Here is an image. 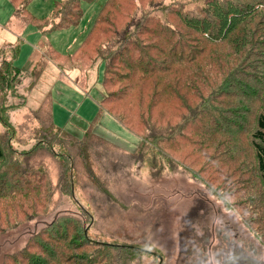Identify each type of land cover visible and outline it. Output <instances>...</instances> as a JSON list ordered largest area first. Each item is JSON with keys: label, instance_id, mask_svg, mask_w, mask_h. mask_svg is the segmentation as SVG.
I'll return each mask as SVG.
<instances>
[{"label": "rangeland", "instance_id": "obj_1", "mask_svg": "<svg viewBox=\"0 0 264 264\" xmlns=\"http://www.w3.org/2000/svg\"><path fill=\"white\" fill-rule=\"evenodd\" d=\"M106 1H83L77 23L53 29L59 23L53 18L58 0H31L29 13L45 21V30L41 31L35 22L17 19L9 0H0V72L6 60L13 61L16 57L18 46L19 55L13 64L25 69L22 76L12 77L10 89L0 91V106L8 110L4 116L17 128L10 140L8 128L1 121L4 112L1 110V149L8 152L4 141L18 153L34 147L37 140L33 132L39 126L35 111L47 93L53 95L54 123L60 130L82 140L89 126L96 123L97 135L101 138L76 161L71 178L74 197L66 180L62 181L64 187L60 186L64 155L59 149L55 150L57 158L41 151L35 159L39 172H32L28 178H19L13 169L17 165L13 160L22 162L24 156L10 158L9 168L7 164L4 168L11 173L0 170V264H100L95 260L98 253L91 245H126L143 251L133 254L135 257L129 264H224L231 248L254 253L264 261V187L255 168L252 144L264 99V25L260 23L264 22V16L244 18L248 5L253 7L248 4L251 0H233V6L243 12V22L252 21L239 32L241 38L245 34L249 36L242 76L234 85L218 89L222 95L216 100L217 107L222 106L223 111L235 105L225 117L222 134L195 133L193 124L184 121L186 116L191 117V112L177 99L168 103V98L162 100L165 110L154 115L147 110L145 104L151 107L150 97L159 91L160 78L155 73L147 78L145 73L152 72L151 68L134 61L133 47L127 48L121 60L123 66L118 69L127 79L111 87V91L122 99L119 102L116 97L119 112L131 120L138 114L140 103L144 104L147 124L165 111L163 122L171 129L167 136L172 142L163 147L158 141V144L141 143L109 112L101 111L105 69L100 61L91 70L84 60L76 63L78 68L73 71L66 68L62 71L53 63L49 67L39 63L38 51L45 53L41 47L45 44L56 48L61 55H73L86 41ZM174 1L153 0L150 4L149 0H133L137 7L131 11L134 24L154 13L165 22L166 15L153 8H170ZM180 1L187 3L185 13L202 17L203 11L194 10L197 5L203 8L204 0ZM130 3V0L120 2L119 11L124 13L130 6L133 8ZM252 9L261 13L262 6L255 5ZM210 16L214 20L213 12ZM121 24L119 21L116 28L120 29ZM108 31L102 22L93 32L92 39L97 41L100 50L115 41L114 37L110 40ZM136 33L138 30L133 33V40ZM93 51L89 48L87 56L94 58ZM102 53L108 55L109 50ZM30 59L32 64L23 68ZM138 69L144 78L138 80L135 89L133 80ZM83 75L87 77L82 78ZM169 78L171 83L175 82L171 75ZM82 79L87 80L85 84ZM53 83L56 84L53 86ZM179 93L182 97V87ZM188 104L197 108L192 101ZM181 128L186 132L177 140ZM218 140L236 149L234 159L213 161L217 157ZM172 150L185 159L176 160ZM44 170L47 180L41 184ZM213 177L222 179L220 184L210 185L208 182ZM35 181L43 187L34 195L29 190L37 189ZM37 199L41 200L39 205ZM73 217L82 222L76 231L65 224L70 221L74 226Z\"/></svg>", "mask_w": 264, "mask_h": 264}, {"label": "trees", "instance_id": "obj_2", "mask_svg": "<svg viewBox=\"0 0 264 264\" xmlns=\"http://www.w3.org/2000/svg\"><path fill=\"white\" fill-rule=\"evenodd\" d=\"M9 1L15 9L14 16L17 19L26 23L33 21L38 25L41 31L45 30V21L34 18L28 11V5L31 0ZM83 1L85 0H58V2L55 3L53 18L58 20L59 23L55 24L53 29L64 28L77 23L81 18ZM122 1L124 0L106 1L95 20L94 27L88 33L86 41L81 46L77 47L73 55L62 54V56L56 48L45 44L41 46L42 49L45 50V53L41 54L42 52H39V63L42 65L47 64L48 67L53 63L62 71L64 68L68 69V71L69 69L73 71L78 68L75 67L77 65L76 63H81L84 60L86 61V67L91 70L96 67V63L100 61L105 69L103 86L101 89L103 96L101 111L109 112L120 126L137 137L141 143H145L146 141H154L157 143L158 141L163 147H167L172 140L167 136L171 129L163 122L166 118L165 111L164 113L162 111L160 118H156L157 120L153 121L150 120L151 123L147 124L145 122L146 112L144 104L140 103L138 114L131 120L119 112L117 98L119 102H122V99L111 91V87L127 79V75L120 72L118 69L123 66L121 60L123 59V54L127 52V48L129 46L133 47V60L138 61L142 67H150L152 70V72L147 71L145 73L146 77L148 78L151 74L154 75L155 73V76L160 78L158 84L159 91H155L154 89L155 94L153 97H150V99L153 100L151 101V107L145 104L147 110H151V113L154 115L155 112L165 108L164 104H162V100L168 98V103L169 101L175 102V99H177L182 101L183 104L186 105L187 110L191 112V117L186 116L184 121L193 124L195 133L198 131H205L206 136L211 135L213 132L222 134L223 129L221 126L226 124L227 121L225 117L231 114L230 111L235 105L225 108L223 111L222 106L217 107L216 100L222 95H219L218 89L234 85L235 82L239 80V77L242 76L241 69L245 61L243 57L249 46V36L245 34L243 36L246 39L241 38L239 37V32L252 20L246 23L243 22V12L240 8L233 6V0H204L205 6L201 8L197 5V8L194 10L203 11L204 13L201 14L202 17L185 13L184 8L187 3L175 0L170 8L161 9L157 6L153 8L156 12H161L166 15L165 22L162 21L160 15L154 13L146 17L143 16L144 19H142L141 23L137 20V24H134L135 19H133L131 11L137 7L134 5L133 0H130V4L133 5V8L130 6L126 12L121 13L119 11V3ZM126 1L129 2V0ZM149 1L150 4L153 2V0ZM198 1L195 0V2ZM262 2H264V0H251L248 4H253V7L255 5H261L262 11L258 13V11H254L252 9L253 7L251 8L250 5H248V14L244 15V18L246 16V19L250 18V16L253 18L256 14L264 16V3ZM207 4L209 7H207ZM260 9L261 8L258 10ZM238 11L241 12L238 13ZM212 12L214 13V20L210 16ZM112 17L116 20H113ZM119 21H122V24L120 25V29H117L116 26L119 24ZM102 22L108 27V32L111 36L110 40L112 37L115 39V41L109 42L108 48L102 49L106 51L109 50L108 55H103L102 50L98 47L97 41L92 39L93 32L96 30L98 24ZM257 22L259 21H256V23ZM260 23L264 25V22ZM140 24L141 28H139ZM133 27H136L135 31L138 30L135 40H133V33L135 32L133 31ZM251 27H254V22H252ZM89 48H93L94 58L87 56V50ZM19 49V46L15 48L14 55L16 57L19 55ZM16 57L13 58V61L6 60L4 70L0 72V91L2 92L6 89H10L13 76H22L25 71V69H19L14 66L13 63ZM159 62H161L163 66H160ZM39 63L38 67L40 66ZM142 73L143 72L138 69L133 80L135 89L137 88L138 80L144 78V74ZM170 75L172 79L175 80L174 83H171L169 78ZM235 75L236 77L234 79L231 78ZM86 77L87 76L83 75L82 78ZM86 81V79L84 81L82 79L83 84H85ZM181 87L182 97H180L179 93ZM44 96L46 97L41 101L37 108L38 110L35 111V117L39 120V126L33 132L34 139L37 140L36 144L30 151L18 153L16 150H13L11 146L9 147L7 142H2L6 144L8 152H6V149H4V152L0 146V161L2 160L0 170L5 173H11L9 169L5 170L4 168L6 164L9 168L10 158H13L14 155L24 156L22 162L14 159L13 161L17 165L15 167L13 165L11 166H13L14 173L19 176V178H28L32 172H39L40 168L36 165L37 161H35V159H37L41 151L52 154V156L57 158L55 150L59 149L60 153L64 155L62 157L64 160V169L62 171L63 178L61 179L60 186L62 185L64 187L62 181L66 180L65 182L67 183L65 184L68 185V187L70 186L69 188L72 190V196L74 197L75 188L71 178L73 175L72 173L76 170V161L80 159V157L82 158L90 147L98 144L101 138L98 136L96 123L89 126L82 140L60 130L54 123L52 111V104L54 102L53 95L52 93H47ZM190 101L197 104V108L189 106L188 103ZM5 109H7V107L3 108L0 106V111L4 110L1 114V121L8 128V138L12 140L17 128L11 124L7 119L8 117L4 116L8 111ZM146 126H148L149 130ZM185 132L186 130L181 128V133L176 139H180L181 135H184ZM216 134L214 136H216ZM102 142H104L103 139L101 143ZM198 142L197 140L196 143ZM216 144L218 146V150L216 151L217 157H215L213 161L218 162L225 158H235L236 149H234L231 144L225 143L222 140L216 141ZM252 144L255 154V168L264 187V99L260 115L256 121L255 132L252 135ZM171 153L174 154L176 160L185 159L178 152H174V150H172ZM7 155H10V157ZM46 170L41 171V184L46 183ZM221 180L222 179L216 180L213 177L210 178V182L208 183L210 185H217L220 184ZM36 183H38L36 184L37 189L29 190V192L34 195L37 190L39 192L43 187L38 186L39 182ZM27 186L30 189L32 187L29 184H27ZM40 201V199L36 200L37 205L40 204ZM73 220H75V217L71 218V221ZM70 223L72 222L68 221L65 224L68 229H74V231L82 225V222L79 220H75L74 226H71ZM91 246L95 248V251L98 253L95 260L100 261V264H106V262L107 264H129L128 261H132V258L134 259L135 257L133 254H137V252L143 253L141 250L126 245L116 247L108 245ZM109 250L113 252L108 253ZM100 254L102 256L99 259L98 256ZM109 254H115L118 255V257H109ZM108 260H110V262Z\"/></svg>", "mask_w": 264, "mask_h": 264}, {"label": "flooded vegetation", "instance_id": "obj_3", "mask_svg": "<svg viewBox=\"0 0 264 264\" xmlns=\"http://www.w3.org/2000/svg\"><path fill=\"white\" fill-rule=\"evenodd\" d=\"M227 252L229 253V255L225 256L224 264H237V263L238 264H252V263H249V262L247 263L246 260L242 261V258H244V255H245L243 253H246L242 249L231 248V250L227 251ZM245 259L260 260V259H258V256H256L254 253L253 254H249V257H247ZM261 261L264 262L263 260H261ZM211 263H212V261H211Z\"/></svg>", "mask_w": 264, "mask_h": 264}, {"label": "water", "instance_id": "obj_4", "mask_svg": "<svg viewBox=\"0 0 264 264\" xmlns=\"http://www.w3.org/2000/svg\"><path fill=\"white\" fill-rule=\"evenodd\" d=\"M243 254H245L244 255V258H242V261L243 260H246L247 261V263L249 262V263H254V264H264V262H262L261 260H254V259H245V258H247V257H249V254L248 253H243ZM160 259V263H162V259L161 258H159ZM238 264V263H237Z\"/></svg>", "mask_w": 264, "mask_h": 264}, {"label": "crops", "instance_id": "obj_5", "mask_svg": "<svg viewBox=\"0 0 264 264\" xmlns=\"http://www.w3.org/2000/svg\"><path fill=\"white\" fill-rule=\"evenodd\" d=\"M36 52H37V50H36ZM36 52H35V53H36ZM38 52H40V51H38ZM35 53H34V54H35ZM34 54H33V55H34ZM41 54H43V53H41ZM30 63H31V59L29 60V62H27V64H26L23 68H26ZM55 84H56V83H53V86H54Z\"/></svg>", "mask_w": 264, "mask_h": 264}]
</instances>
